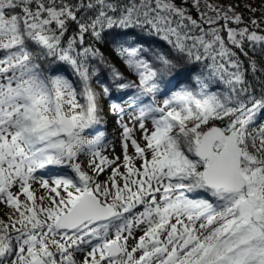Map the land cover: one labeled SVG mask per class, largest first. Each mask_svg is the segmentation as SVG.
<instances>
[{
	"label": "snow or ice",
	"instance_id": "snow-or-ice-1",
	"mask_svg": "<svg viewBox=\"0 0 264 264\" xmlns=\"http://www.w3.org/2000/svg\"><path fill=\"white\" fill-rule=\"evenodd\" d=\"M261 76L264 0H0V264H264Z\"/></svg>",
	"mask_w": 264,
	"mask_h": 264
},
{
	"label": "trees",
	"instance_id": "trees-1",
	"mask_svg": "<svg viewBox=\"0 0 264 264\" xmlns=\"http://www.w3.org/2000/svg\"><path fill=\"white\" fill-rule=\"evenodd\" d=\"M218 1H220V0H218ZM177 2H179V0H177ZM233 2H240V0H233ZM244 2H247V0H244ZM256 3L258 4L259 0H256ZM237 10L243 12L245 17L251 15L250 13L244 11L243 8H240ZM257 16H259V13H257ZM152 44H153V46H158L165 51L167 50V46L162 41H153ZM98 47H100L101 50L105 53L109 62L114 64L115 67H117L124 74L125 77H127L129 79H133V80L136 79V77L132 73L129 72V70L125 67V65L122 63V61L118 58V56H117V54L114 51L112 46H109L106 44H100V45H98ZM258 66H259V59H258ZM261 79H264V76H261ZM100 80L105 81V76L103 73L101 74ZM93 87L96 89V91L98 93L100 92V89H101L100 83H98V82L94 83ZM258 87L259 86L257 85V89H258ZM122 99H123V95L119 94V93L114 94L111 98L104 97L101 99V105L103 107L104 114H105V120H104V123L102 125V131L103 132L106 131V129H107L106 127H107V125H109L107 120H110V118H116L115 115L110 110V104L112 102L120 103V102H122ZM0 210H2V209H0ZM2 211H4V210H2ZM6 216H7L6 214L4 215V213L3 214L1 213L0 219H7Z\"/></svg>",
	"mask_w": 264,
	"mask_h": 264
},
{
	"label": "rangeland",
	"instance_id": "rangeland-1",
	"mask_svg": "<svg viewBox=\"0 0 264 264\" xmlns=\"http://www.w3.org/2000/svg\"><path fill=\"white\" fill-rule=\"evenodd\" d=\"M217 2H220L217 0ZM125 119L127 120V116H125ZM109 125H107V129L104 132L107 141H106V149H101V151L103 152L104 155L108 156L109 158L113 157V156H121L122 159V150L120 147V142H121V138H120V129L118 127V120L117 118H110V120H107ZM86 136H88V133H85ZM89 139H91V136H88ZM112 148L115 149V151H112ZM129 155H133L134 151L131 147H129ZM80 160L82 162V164L85 166L84 170L85 171H89L90 169L87 167V161H88V157L86 156H81ZM139 165V161H137V166ZM121 171H124L123 168H121ZM108 174H110V170H108L107 174L101 175L99 177L100 180H106L108 178ZM42 192L38 191L37 195H41ZM0 209L4 210H0V214L4 213V215H8V213L10 212V209L5 206L4 204H0ZM4 217V216H3ZM7 217V216H6ZM140 233L137 232L136 235H139ZM77 260L82 259L81 256L77 255Z\"/></svg>",
	"mask_w": 264,
	"mask_h": 264
}]
</instances>
